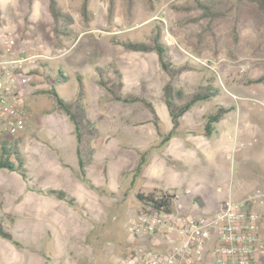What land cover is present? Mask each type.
Here are the masks:
<instances>
[{"label": "rangeland", "instance_id": "1", "mask_svg": "<svg viewBox=\"0 0 264 264\" xmlns=\"http://www.w3.org/2000/svg\"><path fill=\"white\" fill-rule=\"evenodd\" d=\"M230 1L227 17L206 26L200 11L171 6L192 0H58L59 19L47 0H0V32L40 41L54 54L28 67L24 76L29 121L18 144L26 176L0 168V220L12 234V240L0 237V264H24L23 256L29 263L33 258L25 253L38 252L41 258L42 249L54 256L46 264H116L125 255V240L132 238L126 225L139 203L136 192L167 191L186 214L200 215L217 208L229 188L252 191L257 172L264 182V79L249 81L264 73V17L254 4ZM156 26L171 61L193 66L173 81L175 89L192 92L210 83L220 91L185 112L177 134L166 141L171 121L162 86L167 76L157 56L128 51L113 40H145ZM243 63L249 67L242 69ZM110 64L122 73L124 96L152 103L158 127L144 103L111 100L97 83L96 67ZM78 75L86 115L99 129L92 162L82 171L71 121L48 92L38 91L54 88L64 100H73ZM219 106L232 109L213 124L209 142L198 144L196 132ZM39 187L62 189L77 207L49 193H41L49 199L46 206L24 203V194L39 195ZM62 204L75 214L65 215ZM245 207L251 208V201ZM52 211L59 213L58 233L48 224ZM87 232L90 245L81 239Z\"/></svg>", "mask_w": 264, "mask_h": 264}, {"label": "built area", "instance_id": "2", "mask_svg": "<svg viewBox=\"0 0 264 264\" xmlns=\"http://www.w3.org/2000/svg\"><path fill=\"white\" fill-rule=\"evenodd\" d=\"M53 57L40 41L0 32V135L25 130L24 76L37 61ZM126 228L138 241L116 264H264V187L239 200L227 194L217 208L200 215L182 211L175 196L166 206L138 203Z\"/></svg>", "mask_w": 264, "mask_h": 264}, {"label": "trees", "instance_id": "3", "mask_svg": "<svg viewBox=\"0 0 264 264\" xmlns=\"http://www.w3.org/2000/svg\"><path fill=\"white\" fill-rule=\"evenodd\" d=\"M50 13L54 16V19H59L62 12L59 8L58 0H47ZM249 4H254L256 9L264 17V0H245ZM132 0H128L130 4ZM178 9L184 11L198 10L200 11V17L207 19L209 23L214 21H223L227 17L228 12L232 9L233 3L230 0H192L191 3L172 4ZM86 2L82 4V10H85ZM197 20V18H195ZM128 51L136 52H153L158 59L160 68L167 76V80L162 86L163 99L168 109L171 129L164 135L163 141H166L172 134H174L179 125L181 116L187 112L196 102L207 100L213 96L219 94V88L207 83L199 85L192 92H185L182 89H175L173 81L183 72L193 69V66L189 63H183L176 65L171 61L168 46L162 39V31L156 26L155 29L146 37L145 40H130V39H113ZM36 69H32L31 72H35ZM98 75L97 83L102 86L109 94L111 100L117 101H140L145 104L146 108L151 112L153 116V122L158 127V117L151 102L138 95L124 96L122 93V73L114 65L110 64L107 69L102 67H96ZM264 79V73L257 78L250 79L251 83H259ZM39 92H48L51 97L54 106L62 111L73 125V132L76 140V156L77 163L80 171L86 168L93 158L95 149L92 142L99 136V129L94 123L87 117L84 98L85 90L82 82V78L78 75V89L73 100H64L56 92L54 88L51 90L39 89ZM232 109V106H219L215 111L206 115V119L203 125V134L209 136L213 129L214 123H217L223 116ZM11 141H10V140ZM19 136L0 135V168H5L10 171L20 172L25 177L26 170L22 168L21 153L19 152ZM14 157L16 164L11 160ZM138 168V167H137ZM48 193L54 194L58 198L65 199L70 204H75V199L69 196L65 191L61 189L47 188L45 190ZM136 198L139 204L149 205L151 207H160L161 205H168L174 195L167 191L156 190L144 192H136ZM197 204L201 205L199 197L194 199ZM0 237L6 240H12V234L5 229L2 220H0Z\"/></svg>", "mask_w": 264, "mask_h": 264}, {"label": "crops", "instance_id": "4", "mask_svg": "<svg viewBox=\"0 0 264 264\" xmlns=\"http://www.w3.org/2000/svg\"><path fill=\"white\" fill-rule=\"evenodd\" d=\"M263 105H264V101H262L261 102ZM220 121V120H219ZM179 126V125H178ZM177 132H178V128H177V130H176V134H177ZM238 132H239V129L235 126L234 127V133H235V135L236 134H238ZM175 133L174 134H172L168 139H170L173 135H175ZM196 133H198V134H196V137H198L199 138V140H197V143L198 144H201V143H205V142H209V140H208V136H206V135H204L203 134V128L201 129V130H198ZM255 138V137H254ZM167 139V140H168ZM234 149H235V151H237V147H234ZM78 164V163H77ZM80 170V169H79ZM262 172H257L256 174H257V176H253V177H251L253 180H254V183H255V187L253 188V190L252 191H250V192H247V191H238V192H235V190H233V189H231L230 191H228V193L227 194H230L234 199H241V198H243V197H246L247 195H249L250 193H252L256 188H258V187H261L262 185H264V182H262L261 180H260V174H261ZM38 190L40 191V194L39 195H37V194H35V193H33V194H31V193H28V194H24V198H23V202L24 203H26L27 201L28 202H30V201H32V203L33 204H38V205H40V206H46L47 205V200H49L48 198L46 199L45 197H43L42 195H41V193H48V192H46L45 190V188H41V187H39L38 188ZM62 190V189H61ZM49 194H51V193H49ZM37 196H42L43 198L41 199V197L40 198H38ZM57 197V196H56ZM58 198V197H57ZM58 199H60V200H65V199H61V198H58ZM224 199V198H223ZM223 199L220 201V203L223 201ZM66 201V200H65ZM67 202V201H66ZM75 202H76V200H75ZM78 202H80V201H78ZM49 203V202H48ZM68 204H70L69 202H67ZM81 203V202H80ZM219 203V204H220ZM55 205H57V203L56 202H53V206H55ZM70 205H72V204H70ZM72 206H76L75 204H73ZM82 206L84 207V205L82 204ZM77 207V206H76ZM218 207V206H217ZM61 208H62V210H63V213L65 214V215H69V216H72L73 214H75L74 212H72L70 209H68L64 204H62V206H61ZM85 208V207H84ZM44 210V209H43ZM45 211V210H44ZM52 216H50V217H52V224H50V223H48L50 226H51V228H52V230H53V232H55V233H58L59 232V228H58V226H57V224H55L56 223V220H57V214H59V213H57V211H52ZM67 217V216H66ZM132 235V234H131ZM86 236H88V239L86 238ZM51 237V236H50ZM90 238H91V233L90 232H87L85 235L83 234V236L81 237V239H82V241L84 242V243H86L87 245H90ZM137 241H138V239L135 237V236H133L132 235V238H128V239H126L125 240V248H126V252H125V254L127 253V252H129V250L137 243ZM39 250V249H38ZM41 252V251H40ZM42 257L40 258V257H38L39 255H38V252H35V253H32L31 251H29V252H26L25 254H26V256H29L30 258H33V260L31 261V262H29L28 263V260H27V258L25 257V256H23V258H24V264H46L47 262H46V260L47 261H51L53 258H54V256H52L51 258L49 257V255H50V252H48L47 250H43L42 249ZM28 254V255H27ZM48 254V255H47ZM81 256V255H80ZM82 257V256H81ZM21 260H22V258H21ZM23 261V260H22ZM21 261V262H22ZM22 264H23V262H22ZM74 264H87V263H85L84 261H81L80 260V262H77V263H74Z\"/></svg>", "mask_w": 264, "mask_h": 264}]
</instances>
